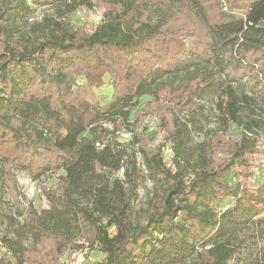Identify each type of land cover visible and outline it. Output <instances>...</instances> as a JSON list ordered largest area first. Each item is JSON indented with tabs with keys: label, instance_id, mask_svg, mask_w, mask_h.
I'll return each mask as SVG.
<instances>
[{
	"label": "trees",
	"instance_id": "1",
	"mask_svg": "<svg viewBox=\"0 0 264 264\" xmlns=\"http://www.w3.org/2000/svg\"><path fill=\"white\" fill-rule=\"evenodd\" d=\"M43 1L54 15L28 31L21 25L32 1L0 0V193L12 169L26 170L37 184L56 178L39 192L45 206L29 204L21 221L6 216L0 264H44L30 255L45 238L59 256L87 243L104 256L96 264H264V180L247 186L236 175L237 160L246 164L248 153L259 152L245 133L260 135L264 146V112L232 86L244 72L264 84V69H256L264 62V0H225L232 5L216 6L215 17L206 0H172L202 29L197 42L189 31L174 35L172 13L144 17L162 0H103L120 11L105 13L90 33L70 20L89 0ZM105 85L113 93L101 103L95 89ZM163 92L180 110L194 108L185 112L193 130L205 96H215L219 130L242 129L224 170L210 167L204 143L193 165L185 160L192 130L183 111L168 132L169 164L161 149H135L136 136L123 145L104 127L129 129L140 100ZM138 152L155 191L162 190L154 194L157 208L153 197L147 201L143 223L131 214L145 179Z\"/></svg>",
	"mask_w": 264,
	"mask_h": 264
},
{
	"label": "rangeland",
	"instance_id": "2",
	"mask_svg": "<svg viewBox=\"0 0 264 264\" xmlns=\"http://www.w3.org/2000/svg\"><path fill=\"white\" fill-rule=\"evenodd\" d=\"M32 13L28 18L27 25H21V27L30 30L33 24L41 22V20L48 15H54L55 8L50 7L49 4H45L43 0H38L37 2L31 0ZM225 0H206L210 7H213L209 12L212 17L216 12V6L222 4V6L227 9L232 4L224 3ZM145 0H139L138 3H144ZM226 2V1H225ZM147 3V1H146ZM154 3V2H153ZM150 4L149 11L145 14L149 15V19L156 21L163 14H174L172 18V30L179 31L174 33L176 37L182 34L184 31H189V39H193L195 42L198 38L202 40L203 34L202 29L198 25H193L194 17L190 16L189 13L180 8L172 0H162L160 3ZM220 3V4H219ZM119 7H113L108 5L103 0H89V4L81 6L77 11L71 16L70 20L76 29H79L83 33H90L91 30L96 27L101 22L104 14L107 12H119ZM181 12L180 14H178ZM210 16V17H211ZM211 17V18H212ZM213 20V18H212ZM29 24V25H28ZM30 26V27H29ZM226 54L225 56H227ZM261 62V61H260ZM264 62L261 63L262 66L257 64V71H263ZM244 78L241 83H233L232 86L237 91L239 95H246L254 100L256 105L260 107V113L264 112V84L261 81V76L254 73L244 72ZM107 80V78H106ZM223 80L218 77L217 83L222 84ZM112 87L103 86L99 89H95V94L101 103H107L112 97ZM178 93L177 95H179ZM84 95V94H83ZM173 95L168 94V92H163L159 95L158 100H150L145 97L140 100V104L135 110V122L129 129H124L123 126L118 125L116 130H113L112 126L104 125L109 131L115 133L120 143L127 145V143L136 136L138 140V145L135 149L140 148L146 152H155L161 149L163 163L169 164L170 159L173 155L171 140L168 137V132L172 127V117L176 113H181L182 120L187 122V119L191 115H187L185 112L192 113L194 108H183L179 109L178 104L175 103L177 100H173ZM174 101L171 102V101ZM207 102L205 109L200 110L194 114L196 121V129L193 130L191 126L189 128L191 131V138L189 142L185 144V160L191 165L196 162L197 159V145L204 143L208 146V160L210 167L212 169L224 170L225 165L228 163L232 153L237 148V141L242 134V129L238 127H232L230 130L223 133L219 130V120L217 112L213 107L215 103V96H205L203 98ZM179 113V114H180ZM193 115V114H192ZM264 116V114H262ZM245 133V132H244ZM248 138L257 141L259 145V152L248 153L245 156V163H241L237 160L236 175L238 178L246 183V185H254L264 180V146H261L260 135H254L252 133H245ZM164 143V144H163ZM256 143V142H255ZM162 145H164L162 147ZM136 164L140 170L142 176L145 177L138 184L137 198L132 202V219L133 221L145 222L143 215V210L146 207L147 201L153 197L152 206L157 208L159 204V199L154 198L155 192L158 196H161L162 190L158 188L155 191V185L149 177V171L146 166H144L143 157L140 152L136 155ZM171 169V167H170ZM9 176L4 180L1 193L2 194V205L0 206V236L7 234L10 229L6 224V216L14 217L21 221L24 218V214L29 204L34 207L45 206V201L39 198V192L43 189L51 188L56 183V178L43 177L41 183L37 184L34 182L26 170H10ZM189 176V175H188ZM187 179H189L187 177ZM233 180V179H232ZM153 212V210H151ZM151 212V213H152ZM83 242L80 241L77 245H81ZM84 247L66 249L59 256L56 254V249L53 242L50 239H44L42 244L39 246L38 254L32 253L30 255L31 260L38 259L44 264H67L76 252H85V261L83 264H96L101 261L104 256L97 251L96 248L90 249L87 243H83Z\"/></svg>",
	"mask_w": 264,
	"mask_h": 264
},
{
	"label": "built area",
	"instance_id": "3",
	"mask_svg": "<svg viewBox=\"0 0 264 264\" xmlns=\"http://www.w3.org/2000/svg\"><path fill=\"white\" fill-rule=\"evenodd\" d=\"M85 261V252H76L67 264H83Z\"/></svg>",
	"mask_w": 264,
	"mask_h": 264
}]
</instances>
